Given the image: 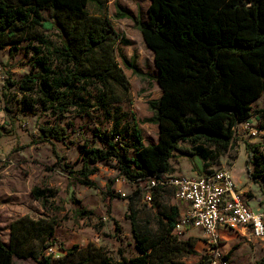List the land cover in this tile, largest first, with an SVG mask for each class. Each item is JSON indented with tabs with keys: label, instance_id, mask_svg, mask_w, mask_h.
<instances>
[{
	"label": "trees",
	"instance_id": "obj_1",
	"mask_svg": "<svg viewBox=\"0 0 264 264\" xmlns=\"http://www.w3.org/2000/svg\"><path fill=\"white\" fill-rule=\"evenodd\" d=\"M89 1L0 0V47L15 46L32 38L38 27L59 31L62 46L56 49L69 57L70 69L56 75L44 60L42 69L46 73L40 81L47 110L57 114L74 106H80L82 112L98 106L109 112V106L128 94L115 48L119 42L128 45L130 41L116 32L105 17L90 15ZM44 9L52 10L50 17L44 16ZM62 13H66L64 18ZM131 16L122 6H117L118 18ZM135 21L153 52L158 71L156 80L161 95L150 101L153 115L144 119L158 125L157 141L145 144L141 130L135 126L131 145L120 119L110 128L100 125L94 129L93 140L101 145L84 139L80 149L82 165L78 169L64 163L59 153L57 142H65L68 133L55 116L54 121L38 125L37 141L51 144L57 165L85 184H93L90 176L97 172V163L116 162L119 174L137 186L127 203L126 217L131 221L139 254L132 257L121 254L120 259L103 255L98 260L88 256L81 262L57 264H186L171 255L197 251L192 246L169 247L178 239L174 228L181 214L179 205L172 204L168 210L156 213L155 228L150 227V220L143 222L139 218L137 199L144 190L141 185L173 173L172 159L177 153L190 158L199 156L204 167H209L212 149L206 143L224 150L233 146L237 136L235 126L252 117L253 103L264 92V0H151L147 21L139 18ZM120 57L127 68L141 74L135 57L128 58L125 54ZM28 82L37 81L27 77L20 87L27 89ZM8 84L18 82L8 78ZM96 84L100 86L97 101H76L78 93ZM256 112L259 130L264 131V108ZM184 141L191 145L184 146ZM130 148L134 155L129 153ZM246 151L248 176L263 187L264 142L246 143ZM202 173L206 172L202 170ZM163 190L156 187L154 208L159 207L155 201ZM32 194L36 199L47 200L54 191L35 187ZM16 226L13 222L10 245L0 235V264H14L15 257L52 264L51 254L26 251L21 249L22 242L14 243ZM50 232L54 234L53 229ZM189 240L183 243L188 246ZM60 249L65 251L63 247ZM74 250L75 247L66 251ZM208 258L202 255L195 264H208Z\"/></svg>",
	"mask_w": 264,
	"mask_h": 264
},
{
	"label": "rangeland",
	"instance_id": "obj_2",
	"mask_svg": "<svg viewBox=\"0 0 264 264\" xmlns=\"http://www.w3.org/2000/svg\"><path fill=\"white\" fill-rule=\"evenodd\" d=\"M149 4L150 0H90L88 3L90 15L105 17L116 32L130 41L128 45L119 42L115 48L116 60L127 80L128 94L120 102L109 106V112L99 106L90 112H82L80 106L61 114L47 110L40 83L46 73L42 69V61L45 60L56 75L67 73L70 69L69 57L56 49L62 46V38L56 29L38 27L32 38L15 46L0 47V235L6 244L11 243V227L16 222L14 243L22 242L21 249L26 251L42 250L44 255L51 254L52 264L81 262L88 256L98 260L103 255L120 259L121 254L127 257L139 254L131 221L126 217L127 203L137 186L119 174L114 160L97 163V172L90 176L93 184L82 183L75 174L71 175L57 165L52 145L38 142L37 136L39 124L54 121V116L59 119L60 125L67 129L68 139L57 142V147L64 163L75 169L82 165L80 149L85 138L93 145H101L93 140L94 129L100 125L110 128L120 119L126 140L131 145L135 126L141 130L145 144L157 141L158 125L144 122V119L153 115L150 101L161 95L156 80L158 71L153 52L144 42L135 21L136 18L147 21ZM118 5L132 16L118 18ZM43 14L48 18L52 10L44 9ZM65 15L62 13V18ZM120 54L135 57L141 74L127 68ZM27 77L37 82H28V88L24 89L20 83ZM8 78L18 84L7 85ZM99 93L100 86L96 84L84 93H78L75 98L77 102L89 99L94 102ZM82 96L85 100H81ZM262 108L264 92L253 103V115L247 120L253 129L259 131L256 135H251L245 128L246 121L239 123L234 145L229 149L206 143L212 149L209 167H204V161L199 156L195 160L205 172L229 171L231 168L243 181L239 186L248 184L259 196L264 192L248 176L246 143L264 142V131L259 130L260 119L256 112ZM182 144L191 145L189 141ZM129 153L134 155V150L130 148ZM189 161L188 156L181 160L183 170L189 171ZM141 186L147 187L145 183ZM35 187L52 189L54 195L47 200L36 199L32 194ZM175 201L171 190L157 196L155 202L159 207L156 208L153 201L146 202L143 196L138 197L139 218L143 222L150 220L149 226L155 228L154 215L168 210ZM51 229L54 230L53 235ZM234 238L230 235L224 239ZM188 239L187 246L183 241ZM48 245L53 246V252H47ZM191 246L196 254L177 253L171 255L172 258L195 264L202 255H207L205 236L200 229L187 231L169 245L174 249ZM73 247L75 250L72 253L66 251ZM222 249L229 255L230 264H264V244L256 239L239 236ZM14 264L39 263L32 258L15 257Z\"/></svg>",
	"mask_w": 264,
	"mask_h": 264
},
{
	"label": "built area",
	"instance_id": "obj_3",
	"mask_svg": "<svg viewBox=\"0 0 264 264\" xmlns=\"http://www.w3.org/2000/svg\"><path fill=\"white\" fill-rule=\"evenodd\" d=\"M245 128L251 135L259 132L247 120ZM235 129L238 133V124ZM156 187H171L175 199L186 203L174 233L182 236L192 228L200 229L205 236L208 264H230L221 246L220 229L223 227L244 230V235L250 239L264 241V209L254 210L245 202L228 170L206 172L195 177L163 174L151 179L144 188V201H153ZM47 252H53V246Z\"/></svg>",
	"mask_w": 264,
	"mask_h": 264
},
{
	"label": "crops",
	"instance_id": "obj_4",
	"mask_svg": "<svg viewBox=\"0 0 264 264\" xmlns=\"http://www.w3.org/2000/svg\"><path fill=\"white\" fill-rule=\"evenodd\" d=\"M150 2H151V0H150ZM185 157H187V156L180 154V153H177V155L172 159V165L174 167V172L170 173V175L195 177V176H198L201 174L202 170L199 167L198 163L195 162L196 157L195 158L188 157L191 160V161H189V169H188L189 171L182 169L181 160ZM203 164H204V162H203ZM229 172L231 173L232 177H234V180L238 186V189L243 194L245 202L248 203L250 205V207L253 208L254 210H263L264 209V194L263 195L261 194V196L256 195L253 192L252 188L248 184H244L245 185L244 187H240L239 184H243V181L241 180V178L236 176V174L233 173V170L231 168L229 169ZM257 185H259L261 187L262 191L264 192V186L262 187L258 183H257ZM163 189H164L163 191L171 190L173 192V189L171 187H165ZM163 191H161V194L163 193ZM173 204H178L179 208L182 212L185 208L186 203L176 200L175 203H173ZM192 229H197V228H192ZM244 232H245L244 230L236 231V230H231V229H228L225 227L221 228L220 229L221 246L223 247V246L230 245L231 242H233L234 240H237L239 236L249 238V237L244 235ZM230 235H234L235 238L233 240L224 239V238L229 237ZM256 241H261V240L256 239ZM261 242L264 244V241H261ZM205 244H206V242H205ZM229 260H230V258H229Z\"/></svg>",
	"mask_w": 264,
	"mask_h": 264
}]
</instances>
